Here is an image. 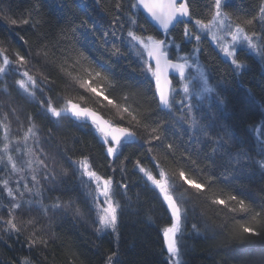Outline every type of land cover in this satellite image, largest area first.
Returning <instances> with one entry per match:
<instances>
[{
	"label": "trees",
	"instance_id": "trees-1",
	"mask_svg": "<svg viewBox=\"0 0 264 264\" xmlns=\"http://www.w3.org/2000/svg\"><path fill=\"white\" fill-rule=\"evenodd\" d=\"M116 2L117 0H99V3L96 0H0V41L4 42L3 46L10 52L15 49L24 54L31 53L29 59L32 63L27 66L29 70L33 74L43 71L49 80L55 81L54 84L44 81L42 87L45 91L41 93L37 89L36 97L32 98L15 85V80L20 78L17 73L9 72L7 77L0 78V119L3 118L4 113L9 114L12 133L15 136L20 134L18 131L20 122H23L25 128L28 126L27 117L31 114L37 125L39 140V145L36 147L37 154L40 155V149H43L47 154L50 169L54 170L56 176L55 180H41L43 202L50 207L57 198L62 203L73 201L71 208L59 210L50 208L46 216L39 214L40 224L45 226L49 235L55 233V238L50 240L49 247L42 251L37 249L29 252L23 243V237L28 235L27 232L20 241H16L14 236L9 240L3 228H0V264H13L14 261L19 262L29 255L34 259V264H73V262L106 264L107 256L113 252L117 254L115 259L119 264H169L162 229L169 226L170 215L157 190H154L150 182L146 181L143 174L135 168L137 160H141L144 167L153 166L149 163L147 146H140L142 140L135 145H129L124 148L120 160L113 162L111 158L105 156V147L90 123L70 118L68 115L57 119L46 113L45 109L40 107L41 100L50 97L54 104L57 100L63 105L65 98H71L82 106L97 110L106 119L122 123L101 97L84 92L83 89L69 82L57 66L45 64L34 55L35 29L30 25L13 26L3 19L5 14L27 17L31 12L32 19L40 21L41 29L48 33L51 41L50 50L55 53L58 64L65 58L71 61L78 57L79 52H83L99 71L117 82L114 89L108 90L111 95L119 98L126 93L138 92L151 100L155 81L150 74L145 76L139 70L132 71L133 68L138 69L140 60L136 55L137 45L133 47L130 43L127 30L133 28L137 32H142L146 29L150 34L158 35V33L143 14H137L138 24L132 25L125 12H117ZM123 3L127 7L129 0H123ZM211 3L212 0H193L192 8L195 16L207 18ZM261 3L262 0H230L226 11L233 20L238 16L242 19L251 18L253 15H258ZM36 6L40 9L39 14L33 11ZM116 15L121 17L119 21L114 20ZM85 20L89 21L88 25L83 24ZM120 24L124 27L120 28ZM139 25H143V28ZM189 27L195 31L192 24H189ZM246 27H249L250 32L254 30L259 34L262 26L257 21L253 26ZM105 32L108 33L107 37L104 36ZM113 32L116 33L115 36L112 35ZM172 34L174 43L180 44L185 52H190L184 49L185 36L182 28L178 26ZM21 36L29 43L25 44L20 39ZM191 42L195 45L191 43L186 47L194 46L200 49L198 60L213 91L202 102L196 101V103L187 102L186 97L183 98L176 92L174 96L180 98L179 101L183 98L184 103H180V108H175L171 115L166 111L161 112L152 102L154 111L151 113L149 123L165 121L167 141L173 142L179 148L175 156V160L178 161L181 160V153L185 148L191 151L192 157L201 165L208 163L207 158L211 156V141L201 136L198 129L193 132L189 127L194 119L201 124L214 121L213 137L221 129L235 137L241 149H233L234 154L240 150L248 152V149H252L249 153L252 156L251 166L233 171L227 166L226 159L222 161L216 156L213 157L216 163L210 165V170L218 177L214 191L222 190L224 193L237 195L260 211L264 207V169H261L258 163L261 159L259 140L264 137L256 134L254 129L259 128L264 131V58L238 50L237 58L244 67L237 69L235 65L223 59L206 36L201 35L200 42ZM113 45L118 46L123 55H113ZM169 58L176 61L171 54ZM82 63L87 65V61ZM37 78L39 79V76ZM177 80L178 78H173L175 90L178 86ZM5 81L8 94L2 91ZM101 83L105 82L101 81ZM80 94L85 96L84 101L78 99ZM101 103L105 106L101 107ZM12 107L17 108L16 115L19 116V121L12 115ZM201 107L202 109L198 110ZM205 107L214 110V114L212 116L204 114ZM181 115L185 117L184 120L180 119ZM138 131L143 135L142 129ZM29 143L32 144V141ZM124 156L129 159L124 162L125 170L121 172L119 165ZM83 157L89 158L99 174L112 176L116 182L128 185L127 189L119 188L117 185L116 199L122 206V212L115 233L96 230L98 227L96 211L92 208L90 195L94 185L87 187V191L82 190L77 166L73 164V161ZM110 164L116 168L115 172L109 167ZM222 164L225 166L222 167ZM183 166L190 171L191 178L207 179L190 162ZM61 168L68 169L69 175H61ZM165 170L176 180L178 186L182 184L175 175L174 165L169 166L165 163ZM73 172L76 174L72 175ZM222 174H226L228 178L224 179ZM9 175L0 166V181L9 178ZM23 175L28 177L27 182L31 184L29 173L25 172ZM83 179L87 180L86 177ZM15 181L16 177L11 176L10 186L15 187ZM24 182L21 180V184ZM184 189L194 192L187 185H183L178 188L176 195L178 196ZM6 202V198L0 199V204ZM185 206L188 209L187 221L182 234L178 233L181 264H240L241 261L257 264L260 259L258 249L264 245V240L251 237L249 239L254 243L241 245L234 244L229 238V234L238 224L250 221V217L242 213L225 215L222 210L217 215L218 206L210 205L203 199L186 198ZM75 207H79L83 215L76 216ZM194 223L199 226L198 232L192 229ZM4 240H7V243H4ZM248 249H252L253 252H249ZM44 256H47V260H44Z\"/></svg>",
	"mask_w": 264,
	"mask_h": 264
},
{
	"label": "snow or ice",
	"instance_id": "snow-or-ice-1",
	"mask_svg": "<svg viewBox=\"0 0 264 264\" xmlns=\"http://www.w3.org/2000/svg\"><path fill=\"white\" fill-rule=\"evenodd\" d=\"M96 2L99 3V0H96ZM192 3L193 0H129L126 7L123 0H117L115 8L117 12H125L132 25L138 24L137 14H146L150 21L158 26L159 29H162L166 35L170 34V29L183 24L184 36L189 42L192 39L200 42V33H206L224 56L231 58L232 64L237 69L244 67L237 58V45L246 44L248 49L264 58V0H262L259 7L258 15L243 19L238 16L236 20H233L230 13L226 11L230 0H212L207 18L196 17ZM33 11L39 14L40 9L36 6ZM3 19L13 26L30 25L35 29L36 51L34 55L43 60L45 64L57 66L60 73L69 82L83 89L84 92L101 97L122 123L106 119L97 110L82 106L81 103H77L71 98H65L63 105L60 107H57L50 97L41 100L40 107L44 108L46 113H50L52 117L57 119L70 114L76 120H82L85 123L90 121L91 126L98 133L102 145L105 147V156L111 158L113 162L120 160L124 148L129 145H135L142 140L143 143L140 146H147L146 152L150 156L149 163L153 166L151 168L144 167L143 162L137 160L135 168L139 173L143 174L146 181L151 183L153 189L158 191L163 203L166 205V210L170 213V224L162 229L164 243L169 256V264H181L179 258L181 247L178 233L182 234L187 221L186 198L203 199L210 205L218 206L217 215L222 210L225 215L228 213H242L246 217H250V221L238 224L229 234V238L234 244H252L254 242L249 239L251 237H258L264 240V207L257 211L251 203L246 202L245 199L237 195L224 193L222 190L219 192L214 191L218 177L210 170V165L216 163L213 159L216 156H219L222 161L226 159L227 166L233 171L237 170V168L251 166L252 156L249 153L252 149H248V152L240 150L234 154L233 149H241V145L235 137L224 129L216 132L215 137H213L212 125L214 121H210L208 124H201L194 119L189 127L193 131L198 129L201 136L211 141V156L207 158L208 163L201 165L197 159L192 157L191 151L185 148L184 152L181 153V160L178 161L175 160V156L179 148L173 142L167 141L165 121L149 123L151 113L154 111L152 102L155 103L156 108L161 112L166 111L169 115L173 112L177 101L167 73L169 69H172L179 74L182 81H190V77L186 76L185 73L193 65L188 62L187 56H178L174 62L169 58L166 40L148 33L146 29L142 32H137L133 28H128L127 36L130 43H132L133 47L139 45L135 50L140 60V65L138 69L133 68L132 71L136 72L139 70L145 76L150 74L151 78L155 80V90L152 92L151 100L146 96H141L138 92L126 93L117 98L108 92L109 89H114L117 86V82L99 71L83 52H79L78 57L73 58L71 61L65 58L63 62L58 64L55 59V53L50 50L51 41L48 38V33L41 29L40 21L32 19L31 12L27 17L5 14ZM120 19L119 15L114 16L115 21ZM257 21L262 26L259 34L254 30L250 32L249 27H246L253 26ZM88 23V20L83 21L84 25H88ZM189 24H192L196 31L190 28ZM123 27L124 25L120 24V28ZM139 27L143 28V25H139ZM73 31L75 30L73 29ZM112 35L115 36L116 33L113 32ZM104 36L107 37L108 33L105 32ZM20 39L25 44L29 43L23 36ZM3 45L4 42L0 41V78L7 77L9 72L19 74L20 78L15 80V85L24 94L32 98L36 97L37 89L41 93L45 91V88L42 87L44 81L49 84L55 83V81L49 80L45 72L41 71L33 74L29 70L27 66L32 63L29 59L31 53L24 54L15 49L10 52ZM195 50L199 51L200 49L197 48ZM113 55H123L120 48L116 45H113ZM82 61H87V65L82 63ZM195 72L196 75L191 76V80L199 79L203 84V87L196 91L195 95L203 98L204 93H211L213 89L208 86L207 77L198 62L195 64ZM38 76L39 79L37 78ZM101 81L105 83H101ZM4 84L2 91L8 94L7 82L5 81ZM190 91L189 83H185L183 92L188 95ZM9 98H11L10 95ZM78 99L84 101L86 98L80 94ZM97 102L100 103V101ZM179 103L183 104L184 99L182 98ZM145 104H147V107H145ZM104 106L101 103V107ZM189 108H191V105H189ZM180 111L182 112V109ZM11 112L19 121L20 118L16 115L17 108L12 107ZM27 119L28 126L25 128L23 122H20L18 130L20 134L15 136L12 133L9 114L4 113L3 118L0 119V131H2V136H0V166H2L4 172L10 174L9 178L0 181V199L6 198L7 200L6 203L0 204V228H3L9 240L14 236L16 241H20L23 234L27 232L28 235L23 237V243L31 253L37 249L42 251L48 248L50 240L55 238V233L49 235L45 226L40 224L39 214L42 213L46 216L50 208L52 210L71 208L73 201L69 200L67 203H62L57 198L50 207L44 204L41 180H55L56 176L54 170L50 169L47 154L43 152V149H40V155L37 154L36 147L39 145L36 131L37 125L31 114L28 115ZM180 119L184 120L185 117L181 115ZM138 129L143 130V135ZM254 131L264 137V131L261 129L257 128ZM30 141H32V144L29 143ZM259 147L261 159L258 163L259 167L264 169V138L259 140ZM128 159L127 156H124V159L120 161L121 172L125 170L124 162ZM52 162H55L54 158ZM189 162L207 179L191 178L190 171L183 166ZM165 163L169 166H175V175L182 181L181 185L178 186L176 180L169 176L165 170ZM73 164L77 166L81 183L85 187L94 185L90 195L92 197V208L96 211L98 223L96 230L100 232L111 229L112 232H117L122 206L119 200L116 199V189L117 185L123 189H127L128 185L123 182H116L112 176L99 174L88 157L73 161ZM221 166L225 165L222 164ZM109 167L112 168L113 172L116 171V168L112 167L111 164ZM25 172L29 173L31 184L27 182L28 177L23 175ZM41 173L43 174L41 175ZM60 174L68 176L69 171L61 168ZM75 174V172L72 173V175ZM13 175L19 177L15 181V187L10 186V179ZM222 176L224 179L228 178L226 174H222ZM84 177L87 180H84ZM21 180L25 182L21 184ZM183 185H187L194 192L184 189L177 196L178 188L183 187ZM74 214L81 216L83 212L79 207H75ZM206 227L208 226L206 225ZM192 229L198 232L199 226L194 223ZM3 242L7 243V240ZM248 250L253 252L252 249ZM258 253L260 259L257 264H264V245L260 246ZM116 255L115 252L109 254L106 264H119V261L115 259ZM44 260H47V256H44ZM13 264H34V259L29 255L22 258L19 262L14 261ZM240 264H250V262L241 261Z\"/></svg>",
	"mask_w": 264,
	"mask_h": 264
},
{
	"label": "rangeland",
	"instance_id": "rangeland-1",
	"mask_svg": "<svg viewBox=\"0 0 264 264\" xmlns=\"http://www.w3.org/2000/svg\"><path fill=\"white\" fill-rule=\"evenodd\" d=\"M200 35L206 36V38L209 40V42L211 43V45L214 46L217 49V51L220 53V55L223 57V59L227 60L228 62H230L232 64L231 58L225 57L224 54L211 41L210 37L206 33H200ZM138 47H139V45H137V48ZM166 49H167L168 53H171L175 57V59H177L178 56H187L188 57V62L193 65V67L187 69V72H186V76H189L190 77V81L189 80L182 81L181 78L178 79L176 81L178 86H177L176 90L174 89V93L173 94L175 95L176 92H178L177 94H179L180 96H183V98L184 97L188 98V95L189 94L186 95L183 92V85L185 83H189V87H190V90H191L190 93H193L194 96H195V98L198 101H203L205 98H207L208 95H209V93H204L203 94V98H200V97H198V96L195 95L196 91H199L203 87V84H202V82L199 79H197V80H191V76H195L196 75V72H195V64L198 62L199 65H200V67L202 68L201 63L198 60V51L195 50L197 48L195 47V48H193V50H190V52H185L181 48L180 44H177V43H174L173 41H170V42H167ZM238 50H244V51H247L249 53H252L253 55L255 54L254 52H252L250 49L247 48L246 44L237 45V51ZM172 87H173V85H172ZM15 177H16V180L19 179L18 176H15ZM101 199H103V198L101 197ZM101 232H112V230L111 229H107V230H104V231H101Z\"/></svg>",
	"mask_w": 264,
	"mask_h": 264
},
{
	"label": "bare ground",
	"instance_id": "bare-ground-1",
	"mask_svg": "<svg viewBox=\"0 0 264 264\" xmlns=\"http://www.w3.org/2000/svg\"><path fill=\"white\" fill-rule=\"evenodd\" d=\"M178 26H180V27L182 28V30L184 31L183 24L178 25ZM178 26H176L175 28L171 29L169 35H166V34L161 33V32H157L158 35L156 34L155 36H157V37L160 38V39H164V40H166L167 42L173 41L174 36H173L172 32H173ZM195 31H196V29H195ZM191 41H194V43L197 42L195 39H192ZM191 41L189 42V40L185 37V44H184V47H185V48H184V49H186V50H191V49L194 48V46H193V47H190V48H187V47H186V46H188V45H190V44L192 43ZM173 42H174V41H173ZM192 44H193V43H192ZM193 45H195V44H193ZM216 50H217V49H216ZM169 54H171V53H169ZM171 55H172V54H171ZM186 72H187V70H186ZM185 74H186V73H185ZM174 77L180 79V76H172V77H171L172 83H173V78H174ZM154 81H155V80H154ZM207 81H208V80H207ZM208 86H209V85H208ZM209 87H210V86H209ZM172 88H173V87H172ZM175 99H176L177 103H176V105H175V107H174L173 110H175V108H177V109L180 108V103H179V99H180V98H176V97H175ZM186 100H187V102L192 101L193 103H196V101H198V100L195 98V96H194L193 93H190V94L188 95V98H186ZM199 102H202V101H199ZM63 103H64V102H63ZM55 105H57V107L62 106V104H59V103L57 102V100L55 101ZM198 106H199V105H197V107H198ZM200 109H202V107H201V108H198V110H200ZM48 114H50V113H48ZM204 114L209 115V116H212V115L214 114V110H212L211 108L205 107ZM170 115H171V114H170ZM68 116H69L70 118H73V117H71L70 115H68ZM73 119H75V118H73ZM191 122H192V121H191ZM193 132H195V131H193ZM193 132L191 131V133H193ZM256 134H257V132H256ZM80 186H81L82 190L87 191V187H85L82 183H80ZM157 194H158V196H159L158 191H157ZM159 197H160V196H159ZM167 212H168V211H167ZM164 246H165V244H164ZM165 251H166V248H165ZM166 254H167V251H166ZM167 255H168V254H167ZM168 257H169V256H168Z\"/></svg>",
	"mask_w": 264,
	"mask_h": 264
},
{
	"label": "water",
	"instance_id": "water-1",
	"mask_svg": "<svg viewBox=\"0 0 264 264\" xmlns=\"http://www.w3.org/2000/svg\"><path fill=\"white\" fill-rule=\"evenodd\" d=\"M145 17H146V19L149 21V23L155 28V30L157 31V32H161V33H164L163 32V30L162 29H159V27L158 26H156V25H154L153 24V22H151L150 21V19L147 17V15L146 14H143ZM171 30V29H170ZM175 62V61H174ZM154 63V62H153ZM167 75H168V78H169V80L171 81V77L172 76H179V74L177 73V72H175L174 70H172V69H169L168 70V73H167ZM171 85H172V81H171ZM70 115V114H69ZM71 116V115H70ZM72 117V116H71ZM74 118V117H73ZM88 123H90L91 124V122L89 121ZM160 196V195H159ZM160 198H161V200H162V197L160 196ZM163 202V201H162ZM164 204V203H163ZM164 206L166 207V205L164 204ZM169 213V212H168ZM169 215H170V213H169ZM165 244V243H164ZM165 248H166V246H165ZM167 251V250H166ZM168 254V253H167Z\"/></svg>",
	"mask_w": 264,
	"mask_h": 264
}]
</instances>
